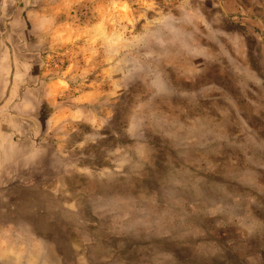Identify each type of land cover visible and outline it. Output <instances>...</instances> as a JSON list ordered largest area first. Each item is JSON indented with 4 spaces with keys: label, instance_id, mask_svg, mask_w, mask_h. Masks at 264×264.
Listing matches in <instances>:
<instances>
[{
    "label": "rangeland",
    "instance_id": "1",
    "mask_svg": "<svg viewBox=\"0 0 264 264\" xmlns=\"http://www.w3.org/2000/svg\"><path fill=\"white\" fill-rule=\"evenodd\" d=\"M55 1L0 0L16 90H43L75 62L72 90L15 121L13 158L0 160V264H264V15L75 0L57 16ZM52 23L93 28L91 42L48 43ZM8 26L28 27L31 44ZM236 41L248 75L220 60L241 56ZM202 193L226 208H191Z\"/></svg>",
    "mask_w": 264,
    "mask_h": 264
},
{
    "label": "crops",
    "instance_id": "2",
    "mask_svg": "<svg viewBox=\"0 0 264 264\" xmlns=\"http://www.w3.org/2000/svg\"><path fill=\"white\" fill-rule=\"evenodd\" d=\"M147 0H138L139 2H143ZM181 1V4L187 3V2H196V6L192 10L193 15H214L212 9L210 8V2H217L216 8L218 10V14H224L225 16H234L242 14L244 17H262L264 15V7L262 6V1L264 0H247L248 1V7L243 6V2L245 0H179ZM234 1L236 2V8L234 9V12H229L228 9L225 8L226 4L228 2ZM56 4H58V9L61 6L60 10L56 13L57 16L62 15H68L71 13L70 7H73V4L75 3V0H57L55 1ZM61 3V5H60ZM213 6L215 5L212 3ZM223 5V7L221 6ZM206 5H208L206 7ZM190 10V9H189ZM209 10L210 12H207ZM204 12V13H203ZM217 14V15H218ZM46 15V14H45ZM43 16L44 14H38V17ZM43 19H41L42 21ZM40 23V21H39ZM54 28V29H53ZM49 29L52 31V29L56 30V36L53 41L57 43L58 47L61 49H69L71 48V43H74L78 38L82 39L83 42H91V36L90 31L93 28H79L76 29V27H73L71 25H67V23H57V25L51 24V27ZM40 31V29L38 28ZM17 32L20 33L22 36V40L19 37V45L23 48H26L27 45L31 44L32 37L30 38V32L28 27H16L8 26L6 29L7 33ZM88 35V36H87ZM37 40V39H36ZM35 40V41H36ZM30 42V43H29ZM232 44L236 45L234 51H240L241 56L236 57H228V53L224 54L223 57H220V60L224 61L227 71L229 74H233L237 76L238 74H246L248 75V56L247 51H244L246 48H248V45L244 42H232ZM14 44L11 41V37L6 35L1 38L0 36V160H4L5 164L10 159L12 160L13 154V144H14V136L15 134H18V131L21 129L14 128L15 121H19V123H24L25 121H28L27 118L33 117L36 115L40 109L42 101L48 99L57 97L59 95L65 94L67 91H71L70 83L71 79L74 75V60L70 58L67 59V62L65 64V67L63 68V72L60 73L61 76H59L57 79L51 81L50 83H47L46 85H42L41 88L43 90H38L37 86L34 85L33 91L30 92H23L15 89L14 85L20 78L18 77L16 73V69L18 65L16 60L14 59L13 49ZM3 48L4 53L1 52V49ZM245 53V54H244ZM231 55V54H230ZM183 58V57H182ZM221 62H218L219 65L222 64ZM3 64V66H1ZM230 64V65H228ZM238 65H240L238 67ZM222 70V69H221ZM226 73V71H224ZM223 72V73H224ZM238 79V78H237ZM236 79V80H237ZM244 80H248V76ZM4 89V90H3ZM18 89V87H17ZM42 93L41 97H37L39 93ZM15 105V106H14ZM71 105L68 107V113L72 112L70 109ZM65 107L60 106V108L57 109V113L61 114L64 113ZM16 109L18 116L13 120L10 118L11 113H14V110ZM59 115H55L57 117ZM19 145V144H18ZM4 148V149H3ZM2 150L4 151L2 153ZM4 174L6 173V168H4ZM0 169V174H1ZM196 186V187H195ZM193 189L198 188L200 184H196ZM225 191V190H224ZM200 192V191H199ZM223 191H219L221 193ZM202 193V195H195L194 196V203L190 204L191 208H197L199 204L205 207L204 211H207L209 214L215 216L217 212H221L226 207L224 206V202H222L219 198L218 199H211V198H205V195ZM220 197V196H219ZM224 200L227 198L223 197ZM236 197H232V205L236 206L238 205L237 202H234ZM228 200V199H227ZM230 205V208H233V206ZM225 207V208H224Z\"/></svg>",
    "mask_w": 264,
    "mask_h": 264
}]
</instances>
